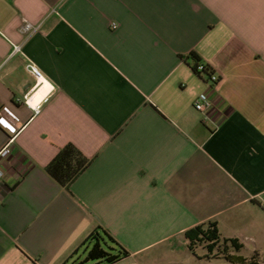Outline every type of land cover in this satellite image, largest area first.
Instances as JSON below:
<instances>
[{
	"label": "crops",
	"instance_id": "0c3cea01",
	"mask_svg": "<svg viewBox=\"0 0 264 264\" xmlns=\"http://www.w3.org/2000/svg\"><path fill=\"white\" fill-rule=\"evenodd\" d=\"M29 64L54 87L39 114ZM0 121V264H79L99 227L129 252L115 264L193 261L208 222L264 246V0H0ZM69 146L89 164L63 187L48 167Z\"/></svg>",
	"mask_w": 264,
	"mask_h": 264
},
{
	"label": "trees",
	"instance_id": "16d2710c",
	"mask_svg": "<svg viewBox=\"0 0 264 264\" xmlns=\"http://www.w3.org/2000/svg\"><path fill=\"white\" fill-rule=\"evenodd\" d=\"M193 70L202 60L193 54ZM208 73V71H206ZM205 72V73H206ZM209 74V73H208ZM89 161L80 154L74 147L65 148L48 167V172L63 187H69L72 181L88 166ZM191 252L200 245H206L209 253L222 245H231L237 252L241 251L243 245L238 239L222 238L217 222H208L192 228L185 234ZM116 245L114 248L112 245ZM107 246V248L105 247ZM81 247L87 252L86 259L79 264H115L129 256V252L123 248L116 239L103 227H99L84 241ZM117 250V253H115ZM226 257L233 264H246L247 259L241 255Z\"/></svg>",
	"mask_w": 264,
	"mask_h": 264
},
{
	"label": "built area",
	"instance_id": "2783aa9c",
	"mask_svg": "<svg viewBox=\"0 0 264 264\" xmlns=\"http://www.w3.org/2000/svg\"><path fill=\"white\" fill-rule=\"evenodd\" d=\"M114 28H116V25H114ZM40 29H41L40 24H34L28 20H24L22 27L20 29V33L25 37H29L37 33ZM20 53H22V45H14L13 55ZM27 69L28 72L37 81L35 89H37L39 86L47 88L46 96H43L37 102L33 103L31 101L32 98L27 99L25 102L35 111L36 114H39L41 112L43 103L47 101L48 97L53 93L54 87L46 81L43 73L34 64H29ZM206 71H208L209 74ZM196 74L205 78L208 81V83L214 88H216L221 82L220 76L216 73L214 68H212L206 62H201L198 64ZM214 107H215V102L211 99V97L207 93L200 94L194 101V108L202 114H207L209 111L213 110ZM13 142H14V138H11L8 141V143L5 145V147L0 151V162L12 155ZM3 177H4V172L0 168V179ZM254 201H256L264 211V193L255 197Z\"/></svg>",
	"mask_w": 264,
	"mask_h": 264
},
{
	"label": "rangeland",
	"instance_id": "374dc122",
	"mask_svg": "<svg viewBox=\"0 0 264 264\" xmlns=\"http://www.w3.org/2000/svg\"><path fill=\"white\" fill-rule=\"evenodd\" d=\"M105 247L107 248V246ZM160 250H162V253L157 255L156 259L158 260L153 262V264H233L226 255H241L247 259L246 264H264V246L255 250L249 249L237 252L231 245L220 244L214 253L211 254L206 245H200L195 249L194 253L192 252L195 256L193 261L182 260L179 258V254L172 255L167 248H161ZM82 257L84 261L87 257V252L83 251Z\"/></svg>",
	"mask_w": 264,
	"mask_h": 264
},
{
	"label": "snow or ice",
	"instance_id": "6c2138e0",
	"mask_svg": "<svg viewBox=\"0 0 264 264\" xmlns=\"http://www.w3.org/2000/svg\"><path fill=\"white\" fill-rule=\"evenodd\" d=\"M0 123H3V121H0Z\"/></svg>",
	"mask_w": 264,
	"mask_h": 264
}]
</instances>
